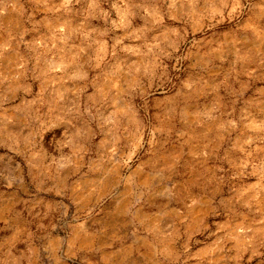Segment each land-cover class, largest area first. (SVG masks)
Here are the masks:
<instances>
[{
  "label": "rangeland",
  "instance_id": "374dc122",
  "mask_svg": "<svg viewBox=\"0 0 264 264\" xmlns=\"http://www.w3.org/2000/svg\"><path fill=\"white\" fill-rule=\"evenodd\" d=\"M0 264H264V0H0Z\"/></svg>",
  "mask_w": 264,
  "mask_h": 264
},
{
  "label": "crops",
  "instance_id": "0c3cea01",
  "mask_svg": "<svg viewBox=\"0 0 264 264\" xmlns=\"http://www.w3.org/2000/svg\"><path fill=\"white\" fill-rule=\"evenodd\" d=\"M201 5V3H195L193 2L192 3V33L194 31V29L196 28V25L198 23H205L206 21L202 19V16L205 17V15H198L197 14V8ZM196 61V62H199L201 64H203V61L206 62V58H203V56H201L200 53H197L196 50L195 51H192V61ZM188 86L189 84H185V81H183V85L182 86H179V88L182 90V92L184 93V95L188 98V96L186 95L187 92H190V90L192 89V87H189L188 89ZM157 106L160 107V111L164 114L165 112V101L162 97L160 98H157ZM192 103V101H191ZM177 104H180L182 105V109L184 112H187L186 114V118H192V107L190 106V101L188 102L187 100H185L184 102H178ZM187 105H188V109L191 110V111H188L187 110ZM178 109L181 110L180 106H178ZM188 112L191 114V115H188ZM192 120V119H191ZM158 132V136H163V134H165L166 131L164 130H161L160 132ZM168 133V132H167ZM170 135V137L174 136L173 138L175 137H178L177 135V131H171L168 133ZM164 146V145H163ZM152 150H156V149H152ZM164 155L160 153L155 155V157H150L149 159H146V160H140L138 161L137 163H135L134 165H130L128 167L129 169V174H128V177L125 178V181H124V186H125V192H120L117 188H116V185H117V181L113 184L114 185V188H111L109 189V196L112 198V199H121V200H132L134 197H132V194L130 192H127L126 189L127 187H130L129 185V182L128 180L129 179H133L134 181H138L140 184H143V183H147L148 182V179L151 178L154 173H156V171H153L150 169V165H151V162H152V159L153 158H156V161L159 162L161 161L162 159H164ZM149 177V178H148ZM26 192V191H25ZM143 198H146L143 196ZM142 197H140V199H143Z\"/></svg>",
  "mask_w": 264,
  "mask_h": 264
}]
</instances>
